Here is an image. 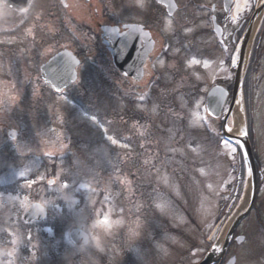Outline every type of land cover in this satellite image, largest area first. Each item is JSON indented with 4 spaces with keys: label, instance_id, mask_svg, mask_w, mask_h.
I'll return each mask as SVG.
<instances>
[{
    "label": "rangeland",
    "instance_id": "1",
    "mask_svg": "<svg viewBox=\"0 0 264 264\" xmlns=\"http://www.w3.org/2000/svg\"><path fill=\"white\" fill-rule=\"evenodd\" d=\"M102 1L113 3L123 19L143 22L152 20L153 14L163 17L152 27L156 39L165 36L180 45L187 37L183 48L188 49L192 39L199 48L191 55L172 48L165 69L174 71L179 66L178 78H170L160 90H155L154 80L164 60L149 66V75L135 83L117 75L102 52L100 61L106 64L101 68L111 85L100 87L95 73L85 69L80 73L81 99L77 85L60 98L36 78L40 64L33 63V53L18 51L28 46V36L39 32L34 22L48 14V7L42 2L38 7L32 4L28 13L18 17L27 21L21 29L5 16V27L0 25V58L4 60L0 68L5 69L0 70V264H197L222 237L241 199L247 182L242 151L236 144L225 143L217 121H211L215 137L200 115L202 95L213 83L231 82L236 63L235 56L231 62L230 56H211L200 46H209V40L197 34L209 37L202 8L217 0H177L180 10L175 19L156 8L154 0ZM250 1L237 4L249 9ZM80 7L72 8L76 18ZM234 25L230 23L229 37ZM164 39L159 40L156 55L164 50ZM46 55H40L39 63ZM195 57L192 60L198 64L190 61ZM260 61L252 77L255 102L249 103L246 95L244 119L254 122L252 135L263 181L256 212L238 231L246 240L241 247L234 245L237 264H264V56ZM179 62L185 65L182 72ZM21 75L27 79L19 81ZM97 77L106 75L97 73ZM164 77L169 79L167 74ZM191 85L199 89L198 95L189 96ZM142 95L144 100L139 99ZM133 104V113L126 114V106ZM129 114L139 117L133 120ZM90 116H95V123ZM10 129L19 132L15 141L7 136ZM108 135L118 143L113 145ZM14 154L21 159H14ZM30 163L41 169L32 180H28L30 174H20L35 169ZM4 164L9 176L1 179ZM12 168L16 176L9 171ZM52 179L55 183L50 187ZM13 184L18 192L9 190ZM35 186L39 189L33 190ZM37 201L49 209L48 224L22 228L20 219ZM53 226L60 231L59 237ZM73 226L90 234V246L77 248L71 243L68 233Z\"/></svg>",
    "mask_w": 264,
    "mask_h": 264
},
{
    "label": "water",
    "instance_id": "2",
    "mask_svg": "<svg viewBox=\"0 0 264 264\" xmlns=\"http://www.w3.org/2000/svg\"><path fill=\"white\" fill-rule=\"evenodd\" d=\"M159 3L164 4L168 7V10L170 14H174L177 7L173 0H157ZM5 2L8 6H11L13 8L23 9L27 6L29 0H0V5ZM264 8V3L259 7L255 18L261 13V11ZM254 18V20H255ZM253 25V22L251 26ZM250 26V27H251ZM136 27L137 26H131ZM108 32H111L109 30ZM129 35H122L117 40L118 46L115 47V49L112 50V53L115 57L117 66L122 70V72L127 76H136L137 79H141L143 77V63L145 58L139 59V61L135 62L136 66H139L136 68L137 73L134 71H129V67L132 65L133 58L135 56H140V53L136 48L134 47V44H136L139 40V38L135 37L137 34L136 32H128ZM248 43H249V33L247 34L245 38V42L242 48V56H241V63L239 66V69L237 71L236 75V81L234 86V94H233V102L232 106L235 104L239 93L242 88L243 78H244V72L246 68V62H247V50H248ZM153 44H151L150 49L152 50ZM145 54L144 56H146ZM79 65V61L69 52H64L62 54L57 55L55 58H53L49 64L43 67V78L46 81V83L54 88L56 91L59 89L58 92L63 91L65 87L69 85V83L76 80V67ZM137 74V75H136ZM228 92L223 90L222 88H214L209 96V110L210 113L214 116L215 113L213 112V109L215 108L216 104L219 102L222 107L225 103V100L227 99ZM15 132L17 137L16 131ZM225 136H228L231 139H239L243 149L245 151L246 157L248 159V163L251 170V189H250V200L246 201L245 205L238 211V213L235 215L229 230L227 231V234L225 236L224 242L213 249V251L204 259V261L200 264H214L218 261L219 256H222L225 252L226 248L228 247L232 235L235 232L238 224L241 222V220L249 213L251 210L254 200L257 195V169L255 164V159L253 156V151L251 144L249 142V139L246 134L243 135V137H234L229 135L225 130ZM47 209L43 207L39 203H35L32 205V207L29 209V211L26 212L24 215V219L26 222H33V221H42L47 217ZM70 238L73 241L74 244L77 246H87L90 243V236L84 232L82 229H79L77 227H74L70 231ZM243 239L239 238L238 241L241 242ZM229 264H235V258H233Z\"/></svg>",
    "mask_w": 264,
    "mask_h": 264
},
{
    "label": "flooded vegetation",
    "instance_id": "3",
    "mask_svg": "<svg viewBox=\"0 0 264 264\" xmlns=\"http://www.w3.org/2000/svg\"><path fill=\"white\" fill-rule=\"evenodd\" d=\"M75 2L81 3V12H79V18H77L76 20L72 18V15H74V10H72V8L73 5H75ZM91 4L92 6H90ZM102 4L106 6V10L105 8L103 9V6H101ZM101 7L103 10V14L101 13ZM49 8L50 11L46 18L48 19L46 27L43 26V24L38 23L36 28L39 31L47 29L49 30L48 40L50 44L46 43V40L42 37H37V39H34H36L35 42L36 44H38L37 46H35L36 50H44L48 45H50L49 52L52 54L51 56L55 55L63 49H69L72 46L74 47V51L80 59L84 55L90 59L94 54L96 55L95 48L97 46L95 45L97 41H100L101 44L102 39L100 38L99 40V28L102 24L110 26H119L121 27V31H124V24L130 23L118 20L116 10L113 9L114 4L109 1L104 2L102 0H50ZM210 13L212 18L214 16L217 18V21L223 27V31L227 32L229 29L228 25L230 21L228 14L225 12L224 9V1L220 0L212 3ZM102 15L105 18L104 21L100 20V16ZM243 25H245V21L241 22L239 29L237 30H240ZM145 26L148 29L147 25ZM69 32H71L74 36L71 39H69ZM237 32L238 31L235 32V35H237ZM20 47V50L22 52H33L32 49L30 50L29 48H23L22 46ZM105 48V51H107V47ZM149 63L150 62L148 61L145 68H147ZM229 255L230 250H228L227 256L221 264H226Z\"/></svg>",
    "mask_w": 264,
    "mask_h": 264
},
{
    "label": "snow or ice",
    "instance_id": "4",
    "mask_svg": "<svg viewBox=\"0 0 264 264\" xmlns=\"http://www.w3.org/2000/svg\"><path fill=\"white\" fill-rule=\"evenodd\" d=\"M141 7H143V4H142V3H141ZM236 7H237V9H239V8H240V5L237 4ZM236 20H237V17H236V16H233V17H232V22L235 23ZM169 24H171V21H169ZM126 27H128V26H126ZM114 31H118V30H114ZM136 31L143 32V29H142V28H136V27H132V28H131V32H136ZM189 31H191V29H189ZM125 35H129V38H130V34H127V33H126ZM144 35L147 36L148 34H147V33H144ZM221 43L223 44V41H221ZM225 51H227L226 48H225ZM161 63H163V62L161 61ZM191 63H192V64H198L199 61H198V60H192ZM233 63H235V61H233ZM204 66H205V67H208L209 65H208L207 62H205ZM57 90L59 91V89H57ZM139 99H140V100H144L145 97L142 95V96L139 97ZM153 110H154V109H153ZM222 111H223V107H222V105L218 102V103L216 104L215 108L213 109V112L215 113V115L219 116L220 113H221ZM88 119L92 120L93 123L96 122V118H95V116H90V117H88ZM224 127H225V130H226V131H229V132L231 131V129L227 127V124H225ZM105 132H107L106 129H105ZM11 136H12L13 140L16 139V133H15V132H12V133H11ZM106 138H107V140L110 141L113 145H116V144L118 143V141H117L116 139H114L111 135H108ZM225 143H227V141H225ZM66 146H67V145H62V147H66ZM120 146H121V147H127V145H120ZM232 151H235V149H233ZM46 155H48V156H52L53 153H52V152H47ZM20 174L23 176V175H26V172H21ZM165 182H167V179H166V178H165ZM54 183H55V180H50V181H49V184H54ZM63 186H64L65 188L68 187L67 184H65V185H63ZM83 187H87V185H84ZM209 187H211V186L209 185ZM157 207H160L161 210H163V207H164V206L161 205V204H158ZM241 239H243V238H241Z\"/></svg>",
    "mask_w": 264,
    "mask_h": 264
},
{
    "label": "bare ground",
    "instance_id": "5",
    "mask_svg": "<svg viewBox=\"0 0 264 264\" xmlns=\"http://www.w3.org/2000/svg\"><path fill=\"white\" fill-rule=\"evenodd\" d=\"M243 114H244V111H243V100L240 97L239 102L237 103V107L235 109V117L237 118V121H239V123H241V124L243 123V120H242L243 119ZM239 126L240 125H237L236 129H238Z\"/></svg>",
    "mask_w": 264,
    "mask_h": 264
},
{
    "label": "trees",
    "instance_id": "6",
    "mask_svg": "<svg viewBox=\"0 0 264 264\" xmlns=\"http://www.w3.org/2000/svg\"><path fill=\"white\" fill-rule=\"evenodd\" d=\"M17 189H18V187H17V188H12V189H10V191L13 192V193H15V192H18ZM25 191H27L26 188H25ZM25 193H26V192H25ZM46 224H48V222H47V223H43V224H38V225H46ZM53 229H54L56 235L59 237V236H60V231L57 230V227H56V226H53ZM57 236H56V238H58Z\"/></svg>",
    "mask_w": 264,
    "mask_h": 264
}]
</instances>
